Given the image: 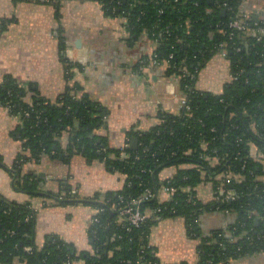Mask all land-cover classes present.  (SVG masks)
I'll list each match as a JSON object with an SVG mask.
<instances>
[{
  "label": "trees",
  "instance_id": "16d2710c",
  "mask_svg": "<svg viewBox=\"0 0 264 264\" xmlns=\"http://www.w3.org/2000/svg\"><path fill=\"white\" fill-rule=\"evenodd\" d=\"M83 1L99 4L106 17L124 18L131 44L143 35L154 44L152 55L139 60L148 64L155 56L165 67L166 77L178 79L186 105L178 114L158 109L155 124L146 130L130 129L125 146L113 149L97 134L105 113L79 85L68 86L50 100L31 85L4 81L0 105L10 106L9 113L20 121L15 130L22 148L16 160L18 169L39 163L44 156L56 159L65 157L63 153L68 157L78 153L100 161L124 182L119 190L106 193L103 202L71 196L70 186L54 197L62 205L91 204L102 210L98 222L87 231L91 251L80 253L57 236L37 245L35 209L0 196V264H10L15 258L21 264H162L149 236L158 219L172 217H182L187 235L198 240L193 264H230L264 252V35L257 40L228 27L231 20L248 13L249 27L264 28V11L255 22L242 0ZM219 52L229 63L230 80L220 94L200 92L196 89L199 72ZM63 61L71 68L70 62ZM138 67L139 63L134 69ZM132 138L137 139L135 150L129 148ZM122 152L125 157L120 159ZM168 168L174 174L161 181L160 173ZM29 178H23L24 191L39 196L42 189ZM205 182L217 192L215 203L204 205L196 197L195 189ZM165 187L173 193L164 201ZM145 190L155 195L142 204L145 223L131 231L118 225L110 207L118 203V197L129 200ZM229 191L234 192V200L225 199ZM211 208L227 211L235 220L203 236L198 219ZM256 218L262 220L258 227Z\"/></svg>",
  "mask_w": 264,
  "mask_h": 264
},
{
  "label": "crops",
  "instance_id": "0c3cea01",
  "mask_svg": "<svg viewBox=\"0 0 264 264\" xmlns=\"http://www.w3.org/2000/svg\"><path fill=\"white\" fill-rule=\"evenodd\" d=\"M242 4L258 19L264 11V0H242ZM127 37L123 20L106 17L95 2L0 0V85L14 79L31 85L50 100L68 86L79 85L105 113L98 136L107 147L119 149L125 146L130 129L146 130L156 123L158 109L178 114L183 97L176 79L166 77L163 64L154 65L149 60L144 69H134L142 56L152 55L154 44L145 35L132 44ZM63 60L70 62L71 68ZM229 80V63L219 52L199 72L196 89L217 95ZM19 123L17 116L0 105V196L10 202L29 203L35 209L37 245H43L47 237L57 236L78 253L91 251L87 231L96 207L82 203L62 205L54 197L70 186L82 201L103 202L106 193L122 188L124 178L110 172L100 161H90L78 153L72 157L63 153L62 159L44 156L39 163H27L18 169L16 160L22 148L15 130ZM61 141L66 145L67 137ZM18 170L19 176L11 173L17 174ZM174 172L172 168L165 169L159 178L163 181ZM26 175L50 197L26 193ZM195 191L204 205L218 200L210 182L198 185ZM234 220L227 211L211 208L202 213L198 224L206 236L225 229ZM260 223L259 219L255 226ZM149 244L162 264L196 262L198 240L187 235L182 217L158 219L151 228ZM10 264L21 262L15 258ZM230 264H264V252Z\"/></svg>",
  "mask_w": 264,
  "mask_h": 264
},
{
  "label": "built area",
  "instance_id": "2783aa9c",
  "mask_svg": "<svg viewBox=\"0 0 264 264\" xmlns=\"http://www.w3.org/2000/svg\"><path fill=\"white\" fill-rule=\"evenodd\" d=\"M122 19V18H121ZM123 22L125 19H122ZM228 27L232 31H237L240 33H243L244 35H252L257 38V40H260L261 37L264 35V28L258 27V28H251L249 27V22H248V14L242 13L240 16H238L236 19H233L229 22ZM223 47L224 44L220 45V48H222L223 52ZM154 59H151L152 64L154 65H159L156 60L155 56L153 57ZM145 67H147V64L144 60H139V69L142 70ZM174 78V77H172ZM176 81L178 82V79L175 78ZM186 105V99L185 97H182L180 100V106L183 107ZM9 106V105H8ZM9 111V107H5ZM28 116V115H26ZM104 151V149H102ZM125 154L122 152L119 156L120 159L124 158ZM173 189L165 187L162 189V194H164V197L162 200H169L172 197ZM69 194L71 196L77 195V190L72 189ZM155 198V195L150 191V190H145V192L136 197V198H131L129 200H124L123 197H118V203L115 205H112L110 207L111 212H114L117 215V221L116 223L118 225H123L127 226V230L131 231L133 228H140L146 220V214L143 213L141 210L142 204L148 200H152ZM61 199V198H60ZM225 199L231 201L235 199V194L232 191H229L225 195ZM96 214L93 217L91 224L94 222H98L97 215L102 211L101 209L96 208ZM114 240V238L111 239V242ZM25 251H30V248L27 247L25 248Z\"/></svg>",
  "mask_w": 264,
  "mask_h": 264
},
{
  "label": "water",
  "instance_id": "95a60500",
  "mask_svg": "<svg viewBox=\"0 0 264 264\" xmlns=\"http://www.w3.org/2000/svg\"><path fill=\"white\" fill-rule=\"evenodd\" d=\"M209 1H210V2H213V0H209ZM221 14H225V11L222 10V11H221ZM253 21L257 22V21H258V18H257V17H254V18H253ZM78 43H79V42H78ZM78 47H79V46H78ZM129 148H130L131 150H135V149L137 148V139H136V138H132V139L130 140V142H129ZM60 159H62V156H60ZM11 173H13V174L16 176V173H15V172H12V171H11ZM26 193H28V192H26ZM39 196L50 197L49 194H48V193H45V192L40 193ZM254 222H255L256 225H258V223H259V219L256 218V219L254 220Z\"/></svg>",
  "mask_w": 264,
  "mask_h": 264
}]
</instances>
